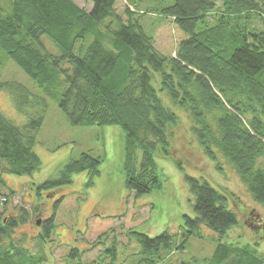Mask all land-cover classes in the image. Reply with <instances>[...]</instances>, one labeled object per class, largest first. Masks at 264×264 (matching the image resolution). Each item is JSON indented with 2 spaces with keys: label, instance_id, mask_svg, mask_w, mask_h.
<instances>
[{
  "label": "trees",
  "instance_id": "trees-1",
  "mask_svg": "<svg viewBox=\"0 0 264 264\" xmlns=\"http://www.w3.org/2000/svg\"><path fill=\"white\" fill-rule=\"evenodd\" d=\"M87 1L90 10L74 0H11L8 8L0 3L5 12L0 13V62L13 61L42 91L36 94L16 78H0V90L9 91L28 117L19 126L0 113V186L9 188L0 197V237H10L29 217L25 210L5 216L16 191L4 176L31 175L41 168L34 148L51 99L74 127H121L126 187L137 196L161 189L165 180L156 153L175 159L181 168L171 142L179 116L165 106L155 82L189 115L205 154L214 160L223 156L252 198L264 205V0H175L158 8L186 35L170 56L158 50L140 22L156 11L151 3L141 9L148 0H126L123 10L121 0ZM102 161L90 152L69 158L57 177L38 184V190L69 185L83 171L91 174L90 186ZM185 179L196 215H184L178 234L167 229L152 237L133 230L142 262L158 264L164 254L184 250L189 239L205 237L206 227L217 234L206 264H264L254 245L228 241L231 229L241 223L229 206L231 195L198 177L186 174ZM63 200L49 218L36 220H41L43 237L53 234ZM9 248L0 249V264H22L27 250Z\"/></svg>",
  "mask_w": 264,
  "mask_h": 264
},
{
  "label": "rangeland",
  "instance_id": "rangeland-1",
  "mask_svg": "<svg viewBox=\"0 0 264 264\" xmlns=\"http://www.w3.org/2000/svg\"><path fill=\"white\" fill-rule=\"evenodd\" d=\"M10 1L0 0V3L8 8ZM74 1L87 10L92 7L87 0ZM174 2L148 0L141 7L144 10L143 7L149 3L155 8L157 6L154 13L142 16L140 22L145 31L155 38L158 50L167 56L174 54L181 40L186 38L176 22L164 17L158 10ZM126 5L127 1L121 0L119 10ZM254 24L261 27L259 22ZM1 61L2 80L16 78L32 92L42 95L34 81L13 61ZM153 85L165 106L179 116L172 129L171 142L174 157L181 161V168L175 159L157 152L155 159L164 173L163 187L137 196L128 190L125 182L124 130L116 125L74 127L60 110L57 100L51 99L45 124L34 148L41 158V168L31 175L4 176L8 186L16 191L7 204L5 216L16 217L25 210L29 217L18 224L10 237H0V249H8L11 244L24 247L27 258L22 264H144L141 245L131 232L136 230L154 237L167 229L176 234L183 229L184 215H196V200L185 179L188 174L208 181L216 189L231 195L229 206L236 211L241 223L231 229L228 241L254 245L258 253L264 255V205L252 198L235 168L223 156L218 154L217 160H214L205 154L192 132L186 111L172 103L169 95L160 90L158 82ZM0 113L19 126H24L28 120L24 113L18 111L13 95L2 89ZM85 152L103 159L101 173L93 180L94 184H87L91 174L83 171L75 174L69 185L48 192L38 190V184L57 177L58 170L69 158L78 159ZM141 156L139 151V165ZM5 193H9V188L0 186V197H5ZM62 197L64 200L56 211L55 230L49 239L45 238L41 235L44 228L41 224L38 226L36 220L39 216L49 218L55 212L54 205ZM202 232L204 238L189 239L184 250L164 254L158 264H206L216 247L211 238L213 235L217 237V234L206 227ZM74 249L80 255L75 254Z\"/></svg>",
  "mask_w": 264,
  "mask_h": 264
},
{
  "label": "water",
  "instance_id": "water-1",
  "mask_svg": "<svg viewBox=\"0 0 264 264\" xmlns=\"http://www.w3.org/2000/svg\"><path fill=\"white\" fill-rule=\"evenodd\" d=\"M41 223V220H39V222L37 223L38 225Z\"/></svg>",
  "mask_w": 264,
  "mask_h": 264
}]
</instances>
